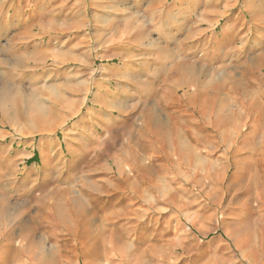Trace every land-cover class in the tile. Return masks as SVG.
<instances>
[{"label":"rangeland","instance_id":"1","mask_svg":"<svg viewBox=\"0 0 264 264\" xmlns=\"http://www.w3.org/2000/svg\"><path fill=\"white\" fill-rule=\"evenodd\" d=\"M0 264H264V0H0Z\"/></svg>","mask_w":264,"mask_h":264},{"label":"crops","instance_id":"2","mask_svg":"<svg viewBox=\"0 0 264 264\" xmlns=\"http://www.w3.org/2000/svg\"><path fill=\"white\" fill-rule=\"evenodd\" d=\"M27 28V27H26ZM22 34V33H21ZM23 34H26V36L29 38V39H31L30 41L31 42H35V43H38V41H37V34H38V31H36V28H33V26L32 27H30V28H27V30H25L24 32H23ZM19 35V34H18ZM37 45V44H36ZM37 48V47H36ZM36 48L34 47V50H36ZM33 50V49H32Z\"/></svg>","mask_w":264,"mask_h":264}]
</instances>
